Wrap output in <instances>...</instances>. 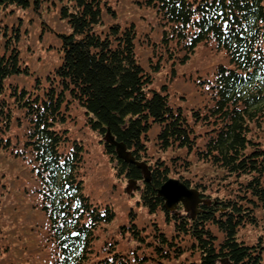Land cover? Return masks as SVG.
I'll use <instances>...</instances> for the list:
<instances>
[{
    "label": "trees",
    "instance_id": "1",
    "mask_svg": "<svg viewBox=\"0 0 264 264\" xmlns=\"http://www.w3.org/2000/svg\"><path fill=\"white\" fill-rule=\"evenodd\" d=\"M43 2L48 4L0 0V15L11 9L41 14ZM140 2L155 13L156 38L148 33L143 38L134 23L103 26L108 9L103 0H58L69 30L58 33V62L45 85L37 78L36 90L9 82L29 73L16 45L21 39L16 26L15 43L0 46V130L7 135L0 138V147L30 164L37 182L31 189L38 191L39 210L48 219L50 250L35 264H264V231L256 240L241 235L248 225H259L261 217L264 221V145L250 136L264 122V0L233 4L231 12L228 0L214 5L215 12L230 18L201 11V0ZM201 45L223 53L222 59L205 68L204 76H193L199 106H175L169 88H152L155 72L169 64L175 76ZM73 106L99 140L110 129L151 171L152 180L146 183L140 168L102 143L109 157L117 158L119 171L143 182L137 203L149 216L163 214L166 221L164 227L152 218L142 225L131 212L118 231L133 240L126 249L116 238L95 247L99 229L117 216L114 188L100 198L86 191L81 168L88 150L79 140L68 141L69 125L76 123ZM151 144L180 152L169 161L152 160ZM191 158L219 174L210 176L214 180H206V186L215 184L225 195L208 199L205 184L190 175ZM172 175L207 201L195 218L165 209L158 189Z\"/></svg>",
    "mask_w": 264,
    "mask_h": 264
},
{
    "label": "rangeland",
    "instance_id": "2",
    "mask_svg": "<svg viewBox=\"0 0 264 264\" xmlns=\"http://www.w3.org/2000/svg\"><path fill=\"white\" fill-rule=\"evenodd\" d=\"M140 1L103 0L108 6V9H104L106 17L103 26L108 27L114 23L122 25L134 23L143 38L147 33L156 38L155 13ZM46 2L48 4L45 2L41 4V14H38L36 10L11 9L10 12L0 15V30L2 31L0 46L9 43L12 46L15 43L14 33L17 30L13 29L14 26L19 30L22 39H19L16 45L20 52L21 63L29 67V73L23 72L21 76L16 75L9 80V82H15L21 89L28 87L30 90H36L33 86L40 76L43 85L46 84L48 72H51L58 62V33H65L69 30L67 22L60 18L58 0H46ZM21 23H24L22 28ZM147 44L148 42L145 43V48ZM216 53L210 47L201 45L187 64L177 67L175 76L172 66L166 64L160 72H155V82L152 88L156 90H162L163 86L169 88L170 101L175 106H199L198 102L201 97H198L197 92L194 91L193 76L197 77L200 74L204 76L205 68L209 69L221 60L223 53ZM186 94L188 97L185 99ZM70 113L73 118H76V123L69 125V136L83 142L88 150L81 168L82 175L86 173L82 180L86 191L94 198H100L103 194L109 196V191L112 187L114 188L111 197H113L112 205L117 216L108 226L99 229V240H96L95 247L99 249L106 239L113 240V238L120 242L122 249L133 245L130 235L121 237L118 232L120 224L128 222L131 212L138 217L135 219L136 222L142 225L147 221L150 223L152 218L164 227L166 221L162 220L163 214L149 216L143 205L137 203L142 192V187L138 185L142 182L132 183L123 172L119 171L118 162L111 159L102 149V140H99L95 133L83 125L84 117L79 107L73 106ZM16 134L14 129L11 135ZM4 136L0 130V138L7 137V135ZM250 136L264 145V122L260 124V127L255 128ZM13 144L14 140L13 143H8V146L13 147ZM179 152L173 150L164 152L151 144L152 160L162 158L169 161L172 155ZM13 156L14 153L11 150L0 147V264H35L45 258V254L50 250L49 243L45 239L50 237L46 230L48 219L39 210L41 200L38 197V191L31 189L32 185H37L36 174L31 171V166L25 159H16ZM191 160L193 167L190 175L192 179L201 180L205 184L203 190H207L210 195L208 199L225 195L223 191L216 190L215 184L212 189L206 186V180H211L210 176L216 179V175L219 174L211 168H206L201 162L195 161L194 158ZM171 177L177 178L175 175ZM178 210L181 211L179 213H185L183 207H179ZM259 221V225L255 227L248 225L242 229L241 235L250 240L258 239L264 231L262 217ZM108 246L107 243L105 247L109 248Z\"/></svg>",
    "mask_w": 264,
    "mask_h": 264
},
{
    "label": "water",
    "instance_id": "3",
    "mask_svg": "<svg viewBox=\"0 0 264 264\" xmlns=\"http://www.w3.org/2000/svg\"><path fill=\"white\" fill-rule=\"evenodd\" d=\"M104 141L106 144L115 147L118 158L122 159L128 164H135L136 167L140 168L143 172L144 181L146 183L151 182L152 176L148 165L143 162L136 161L132 153L128 150L127 146L124 143H120L115 140L110 129H108L104 137ZM135 182L136 181L132 180V183ZM173 189H178L186 195L181 198H174L171 195V191ZM158 195L163 198L164 207L166 210L175 212L178 210L181 204L186 215L191 219L195 218L201 212V203H207V201L202 198L200 192L196 188L189 187L179 178H168L158 189Z\"/></svg>",
    "mask_w": 264,
    "mask_h": 264
},
{
    "label": "snow or ice",
    "instance_id": "4",
    "mask_svg": "<svg viewBox=\"0 0 264 264\" xmlns=\"http://www.w3.org/2000/svg\"><path fill=\"white\" fill-rule=\"evenodd\" d=\"M244 2V0H228V8H229V12H231V6L233 5V4H236V3H243ZM223 4H224V0H201V5H200V9H201V11H203L205 8H207L208 10H209V13L210 14H215V15H223V16H225L226 18H230L229 16H228V13H217V12H215V8H214V5H221V6H223ZM233 15H236V13H232ZM242 15V14H241ZM245 19H247L246 17H245ZM237 23H238V21H237ZM222 29H223V24H220L219 26H218V30L219 31H222ZM230 30H232L233 32H234V36H233V38L234 39H236V38H238V33H236L235 32V30H234V27L232 28V29H230ZM229 48L231 49V45H229ZM171 195L174 197V198H181V197H183V196H185L186 194H184V193H182L180 190H178V189H173L172 191H171Z\"/></svg>",
    "mask_w": 264,
    "mask_h": 264
},
{
    "label": "flooded vegetation",
    "instance_id": "5",
    "mask_svg": "<svg viewBox=\"0 0 264 264\" xmlns=\"http://www.w3.org/2000/svg\"><path fill=\"white\" fill-rule=\"evenodd\" d=\"M14 27H15V26H14ZM13 29H14V28H13ZM10 40H11V39H10ZM10 40H9V41H10ZM11 41H12V40H11ZM100 140H102V142L100 141L101 143H103V144L105 143L104 139H100ZM68 141H70V143H73V142L76 143L75 141H77V139H69ZM112 154H113V153H112ZM71 155H72V154H71ZM114 159H115L116 162L118 161L117 158H114ZM140 186L143 188V186H144L143 182H142L141 185H138V187H140Z\"/></svg>",
    "mask_w": 264,
    "mask_h": 264
}]
</instances>
